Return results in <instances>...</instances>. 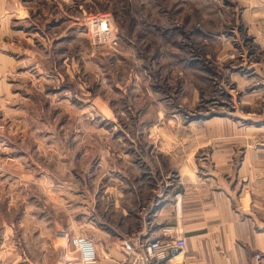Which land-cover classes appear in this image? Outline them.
<instances>
[{
	"label": "rangeland",
	"instance_id": "1",
	"mask_svg": "<svg viewBox=\"0 0 264 264\" xmlns=\"http://www.w3.org/2000/svg\"><path fill=\"white\" fill-rule=\"evenodd\" d=\"M21 1L0 38V264L53 224L80 259L76 238L139 264L196 191L264 209V0Z\"/></svg>",
	"mask_w": 264,
	"mask_h": 264
},
{
	"label": "crops",
	"instance_id": "2",
	"mask_svg": "<svg viewBox=\"0 0 264 264\" xmlns=\"http://www.w3.org/2000/svg\"><path fill=\"white\" fill-rule=\"evenodd\" d=\"M54 1L60 3L59 0ZM21 2L0 0V38L5 36L8 5L18 6ZM258 163L264 164V161H251L252 165H259ZM193 197L194 202L189 200L192 196L187 198L184 217H180L173 227H169L171 229L168 234H162L160 239H157L164 243L184 238L187 242L186 248L168 254L167 259L157 261L156 264H252L257 253L263 255L264 264V209L259 208V198L253 201L249 209H245L243 204H240L245 197L238 199L235 207L226 191H196ZM45 225V228L49 227V224ZM58 227L68 229L64 224H53L52 230L55 233L53 235L50 231V234L44 237L43 248L32 241L29 256L25 255L22 259L12 254L13 259L9 261L15 260L13 264H83L78 254L70 253L67 246L61 244ZM33 238H37L35 234ZM96 248L99 254L97 264H118L110 257L108 259L107 253L101 254L100 247Z\"/></svg>",
	"mask_w": 264,
	"mask_h": 264
},
{
	"label": "built area",
	"instance_id": "3",
	"mask_svg": "<svg viewBox=\"0 0 264 264\" xmlns=\"http://www.w3.org/2000/svg\"><path fill=\"white\" fill-rule=\"evenodd\" d=\"M59 1L63 3H69L72 0H59ZM92 22L96 26L98 27L100 26L103 32H109V29L107 27V21L101 19L99 15L98 17L92 18ZM96 30L98 31L99 29L97 28ZM2 132H3V126H2V121L0 119V133ZM72 246L76 248V250L80 253L81 259L84 263L93 264L96 262L97 255L92 243H89L81 238H76L74 239ZM186 246H187V242L184 238H180L168 243L153 241L146 246L144 250L145 259L141 260L139 264H149L150 261L153 259H166L168 257V254H174L183 251L186 248ZM131 248L132 247L130 245H127V253L129 254V256H135L134 263L138 264L136 252ZM252 264H263V255L257 253L254 256Z\"/></svg>",
	"mask_w": 264,
	"mask_h": 264
}]
</instances>
